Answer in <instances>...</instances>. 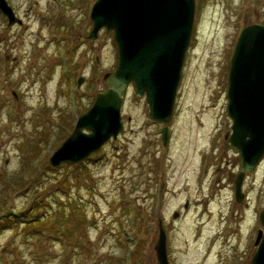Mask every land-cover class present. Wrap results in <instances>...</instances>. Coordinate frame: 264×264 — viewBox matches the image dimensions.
Here are the masks:
<instances>
[{"label": "rangeland", "instance_id": "obj_1", "mask_svg": "<svg viewBox=\"0 0 264 264\" xmlns=\"http://www.w3.org/2000/svg\"><path fill=\"white\" fill-rule=\"evenodd\" d=\"M195 1L167 143L130 83L116 138L82 165L52 166L50 154L105 88L117 45L104 27L89 38L94 0H7L22 22L0 12V214L16 218L0 229V264H158L159 217L170 264H250L264 154L236 201L226 89L235 40L264 21V0ZM33 199L40 204L27 210Z\"/></svg>", "mask_w": 264, "mask_h": 264}, {"label": "water", "instance_id": "obj_2", "mask_svg": "<svg viewBox=\"0 0 264 264\" xmlns=\"http://www.w3.org/2000/svg\"><path fill=\"white\" fill-rule=\"evenodd\" d=\"M195 0H94L89 16L93 39L99 29L112 30L118 60L103 73L105 88L96 92L91 105L75 120L70 133L48 157L52 166L76 163L96 151L109 138L115 139L123 123L121 106L130 83L143 95L148 115L163 125L160 137L165 145L168 123L185 54L191 39ZM0 11L8 23L21 22L7 0ZM83 77H77L80 84ZM227 112L230 129L224 136L238 151L240 169L234 179V197H243L245 171L254 169L264 154V21L245 24L239 31L230 56L227 78ZM187 205V201L184 206ZM178 211L173 212V217ZM258 218L256 249L250 264H264V208ZM153 245L158 264H170L167 234L162 218Z\"/></svg>", "mask_w": 264, "mask_h": 264}, {"label": "trees", "instance_id": "obj_3", "mask_svg": "<svg viewBox=\"0 0 264 264\" xmlns=\"http://www.w3.org/2000/svg\"><path fill=\"white\" fill-rule=\"evenodd\" d=\"M56 144H57V141H55L54 146H55ZM82 163H83L82 161L77 162L78 165H82ZM65 165H67V164L65 163ZM67 166H68V165H67ZM34 173H39V171H36V172H34ZM37 204H40V202H37V203H36L35 200L33 199V200L31 201V203H30V206L27 207V210H29V209H31V208H33V207H36ZM74 207H75V206L72 205V208H74ZM24 210H25V209H24ZM25 211H26V210H25ZM25 211H22V212L24 213ZM13 220H16V218H15L14 216H12L10 213H8V212L1 213V214H0V229L3 228L6 224L12 222Z\"/></svg>", "mask_w": 264, "mask_h": 264}, {"label": "flooded vegetation", "instance_id": "obj_4", "mask_svg": "<svg viewBox=\"0 0 264 264\" xmlns=\"http://www.w3.org/2000/svg\"><path fill=\"white\" fill-rule=\"evenodd\" d=\"M261 22H263V21H261Z\"/></svg>", "mask_w": 264, "mask_h": 264}]
</instances>
